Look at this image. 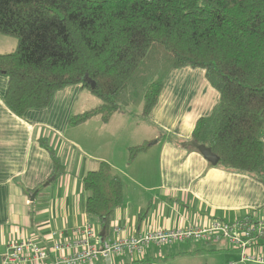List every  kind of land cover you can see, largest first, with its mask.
<instances>
[{
  "label": "trees",
  "instance_id": "16d2710c",
  "mask_svg": "<svg viewBox=\"0 0 264 264\" xmlns=\"http://www.w3.org/2000/svg\"><path fill=\"white\" fill-rule=\"evenodd\" d=\"M0 35L17 40L0 54L4 101L17 116L46 108L71 85L100 99L71 126L97 115L107 123L141 97L147 118L173 70H205L220 100L197 121L192 141L209 147L219 167L264 183V0H0ZM40 144L54 161L53 183L65 167ZM149 146L131 147L129 163ZM82 184L84 210L102 221L104 241L124 202L122 179L99 161Z\"/></svg>",
  "mask_w": 264,
  "mask_h": 264
},
{
  "label": "crops",
  "instance_id": "0c3cea01",
  "mask_svg": "<svg viewBox=\"0 0 264 264\" xmlns=\"http://www.w3.org/2000/svg\"><path fill=\"white\" fill-rule=\"evenodd\" d=\"M16 46L15 38L0 35V54L11 53ZM8 84V76L0 74V264H5L4 256L13 243L31 240L52 249L56 243L67 242L74 251L83 239L78 229L92 226L102 232V221L84 210L87 195L82 184L99 161L109 163L124 185V202L105 240L150 230L206 227L215 219L264 220V183L212 165L187 145L197 121L211 116L220 100L205 70H173L147 118L141 112L130 115L128 110L114 114L107 123L97 115L77 126H71L70 119L101 102L82 84L57 91L46 108L30 109L23 117L4 101ZM42 139L65 167L53 183L49 178L54 161L40 144ZM144 143L149 148L129 163V149ZM247 253L261 261H242V252L227 240L152 245L141 257L124 253L113 261L264 264V240ZM58 257L51 253L52 260ZM95 264L108 263L101 259Z\"/></svg>",
  "mask_w": 264,
  "mask_h": 264
},
{
  "label": "built area",
  "instance_id": "2783aa9c",
  "mask_svg": "<svg viewBox=\"0 0 264 264\" xmlns=\"http://www.w3.org/2000/svg\"><path fill=\"white\" fill-rule=\"evenodd\" d=\"M83 234L80 248L70 250L67 242L56 243L52 249L41 247L31 240L13 243L8 247L4 256L5 264H95L103 259L108 264H114V256L128 253L141 257L144 251L152 245H171L183 241L218 242L227 240L228 243L242 252V261H261L251 256L247 250L264 240V220L252 217L240 218L234 222L215 219L206 227H190L173 230H150L140 235L128 238L118 237L114 240H101L100 231L92 226L78 229ZM59 254L52 260L51 253ZM134 264H148L142 259ZM234 264V263H229Z\"/></svg>",
  "mask_w": 264,
  "mask_h": 264
},
{
  "label": "water",
  "instance_id": "95a60500",
  "mask_svg": "<svg viewBox=\"0 0 264 264\" xmlns=\"http://www.w3.org/2000/svg\"><path fill=\"white\" fill-rule=\"evenodd\" d=\"M86 81L90 82V80L88 78H85ZM95 87V83L92 82V88ZM188 146H192L194 148H196L203 156L204 158L209 162L211 163L212 165H218L219 162H220V158L214 154L212 152V150L207 147L206 145H203V144H198L196 141H190L188 143ZM48 185V184H46ZM35 196H33V200H34ZM101 237L104 236V229L102 230V232L100 233Z\"/></svg>",
  "mask_w": 264,
  "mask_h": 264
},
{
  "label": "rangeland",
  "instance_id": "374dc122",
  "mask_svg": "<svg viewBox=\"0 0 264 264\" xmlns=\"http://www.w3.org/2000/svg\"><path fill=\"white\" fill-rule=\"evenodd\" d=\"M9 38H11V37H9ZM15 40H16V39H15ZM171 73H172V72H171ZM171 73H170V74H171ZM170 74H169V75H170ZM168 77H169V76H168ZM168 77H167V78H168ZM142 107H143V98L141 97V98H139V100H138L137 103L131 105V106L128 108L130 115L139 114V113L141 112V110H142ZM128 110H127V111H128Z\"/></svg>",
  "mask_w": 264,
  "mask_h": 264
}]
</instances>
